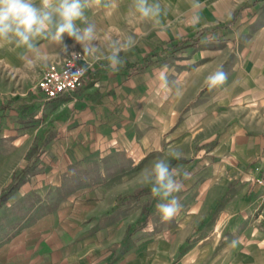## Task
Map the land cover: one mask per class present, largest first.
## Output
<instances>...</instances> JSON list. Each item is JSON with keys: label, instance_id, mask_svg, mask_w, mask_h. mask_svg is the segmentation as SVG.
I'll list each match as a JSON object with an SVG mask.
<instances>
[{"label": "crops", "instance_id": "crops-1", "mask_svg": "<svg viewBox=\"0 0 264 264\" xmlns=\"http://www.w3.org/2000/svg\"><path fill=\"white\" fill-rule=\"evenodd\" d=\"M262 6L245 0L225 22L199 28L207 33L195 46L142 71L127 65L191 32L121 56L116 72L90 59L74 92L20 105L39 120L19 122L30 129L25 159L0 204L12 192L35 199L0 227V264H264V26L244 59L222 52L217 33ZM221 67L226 82L209 89L206 77ZM11 108L0 103V119ZM173 147L180 159L167 155ZM159 158L182 182L180 211L167 222L156 207L166 201L140 183Z\"/></svg>", "mask_w": 264, "mask_h": 264}, {"label": "rangeland", "instance_id": "rangeland-1", "mask_svg": "<svg viewBox=\"0 0 264 264\" xmlns=\"http://www.w3.org/2000/svg\"><path fill=\"white\" fill-rule=\"evenodd\" d=\"M244 1L198 0L199 8L194 9L190 0H159L162 7L160 25H155L151 21H142L138 18V14L132 15L130 12L132 0H114V6L110 8L94 7L87 10L86 15L97 27L99 41L96 43L99 44L101 50L97 53L99 59L108 53L107 45L111 40L118 39L123 42L128 37H132L135 41L134 46L130 50L120 53L121 56L130 58L133 57L132 55L145 53L154 46L163 44L171 37L196 31L201 27L223 23L228 20L233 9L241 6ZM193 16H199V23H192ZM77 25L84 26L79 21H77ZM261 26H264V6L257 11L253 10L251 15L246 14L245 17L237 19L231 25V31L225 28L219 29L218 35L225 36L222 52L230 53V55L235 52L241 59L247 58L251 42L256 41L255 32ZM227 42L230 45L233 43L235 47H229ZM36 45L37 51L35 52H26L22 48L16 49L11 45L0 48V103H11L13 107L5 111L0 119V188L9 181L13 165H16L17 171H19V167L23 163L22 160L25 159L24 138L30 133V129L22 126L21 120L37 123L39 119L30 116L36 110L20 105H27V102L36 101L44 96L37 86L43 71L51 63L69 58L74 54L82 57L87 70L86 65L92 59L84 55L81 46L67 35H64L60 45L46 39L38 40ZM203 47L205 46L202 44L198 48L186 51L177 60L189 59L196 49L200 50ZM27 60L33 61L32 66H28ZM173 64L174 62L168 63L165 67L170 68V65ZM17 106L24 109L23 118L17 113ZM35 169L36 166L32 165L27 172L30 173ZM33 197L35 199V196H29L28 200H22L24 197L15 196V193L12 192L7 203L0 204V227L7 225L9 218L18 214L22 202L31 204Z\"/></svg>", "mask_w": 264, "mask_h": 264}, {"label": "clouds", "instance_id": "clouds-1", "mask_svg": "<svg viewBox=\"0 0 264 264\" xmlns=\"http://www.w3.org/2000/svg\"><path fill=\"white\" fill-rule=\"evenodd\" d=\"M190 2L192 8H199L198 0ZM98 6L110 8L114 6V0H39V3L37 0H0V48L11 45L26 52H35L38 40L46 39L60 45L64 35H67L81 46L84 55L93 60L99 59L97 53L101 50L96 43L99 41L97 27L86 15L87 10ZM130 12L132 15L138 14L142 21L161 24L162 7L159 0H132ZM199 20V16H193L192 23H199ZM77 21L84 26L79 27ZM134 44L132 37L123 42L114 39L108 43V53L103 58L108 61V68L112 72L119 71L125 63L120 53L130 50ZM27 64L32 66L33 61L27 60ZM226 80L227 74L221 67L210 73L205 83L212 89L223 85ZM167 155L180 159L183 153L173 147ZM179 175L167 158L157 159L141 173L140 183L151 185V194L166 201L156 206L162 221H170L180 211L179 200L173 195L182 188V182L177 179ZM189 175L183 173L184 178Z\"/></svg>", "mask_w": 264, "mask_h": 264}, {"label": "built area", "instance_id": "built-area-1", "mask_svg": "<svg viewBox=\"0 0 264 264\" xmlns=\"http://www.w3.org/2000/svg\"><path fill=\"white\" fill-rule=\"evenodd\" d=\"M85 70L82 57L74 54L69 58L51 63L41 74L37 86L45 99H55L63 94L74 92L80 86ZM256 182L264 188V171ZM260 199L264 201V192L261 193Z\"/></svg>", "mask_w": 264, "mask_h": 264}, {"label": "trees", "instance_id": "trees-1", "mask_svg": "<svg viewBox=\"0 0 264 264\" xmlns=\"http://www.w3.org/2000/svg\"><path fill=\"white\" fill-rule=\"evenodd\" d=\"M233 17V15H232ZM207 33L206 29H199L196 31H193L185 36H181L179 38L171 39L169 40L165 45L160 46L146 55H144L141 58V61L137 64H129L127 65V68L130 71H142L144 70L148 65L152 64L153 62L165 60L169 58L170 56H174L180 52H182L184 49L188 47L195 46L203 36ZM14 186L13 180L12 183L8 186V190ZM7 190V191H8ZM6 198V194H3L0 197V201H4Z\"/></svg>", "mask_w": 264, "mask_h": 264}]
</instances>
